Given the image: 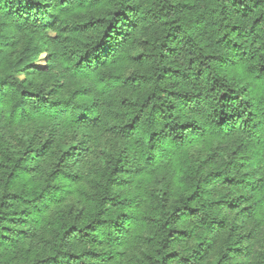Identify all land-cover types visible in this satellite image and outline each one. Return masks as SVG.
Instances as JSON below:
<instances>
[{
    "label": "trees",
    "instance_id": "16d2710c",
    "mask_svg": "<svg viewBox=\"0 0 264 264\" xmlns=\"http://www.w3.org/2000/svg\"><path fill=\"white\" fill-rule=\"evenodd\" d=\"M0 264H264V0H0Z\"/></svg>",
    "mask_w": 264,
    "mask_h": 264
},
{
    "label": "rangeland",
    "instance_id": "374dc122",
    "mask_svg": "<svg viewBox=\"0 0 264 264\" xmlns=\"http://www.w3.org/2000/svg\"><path fill=\"white\" fill-rule=\"evenodd\" d=\"M13 132H14V130L11 132V136L13 137Z\"/></svg>",
    "mask_w": 264,
    "mask_h": 264
}]
</instances>
